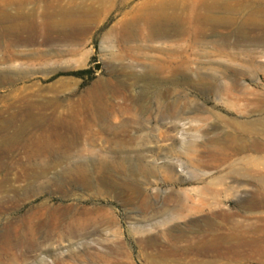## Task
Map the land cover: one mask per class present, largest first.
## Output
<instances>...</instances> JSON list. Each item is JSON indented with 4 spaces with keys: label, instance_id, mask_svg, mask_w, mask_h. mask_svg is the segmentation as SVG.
<instances>
[{
    "label": "rangeland",
    "instance_id": "374dc122",
    "mask_svg": "<svg viewBox=\"0 0 264 264\" xmlns=\"http://www.w3.org/2000/svg\"><path fill=\"white\" fill-rule=\"evenodd\" d=\"M164 1L0 0V264H264V47L249 28L264 17H249L255 0H218L233 15L200 0L153 11ZM149 3L184 34L139 39L133 52L105 42ZM88 9L97 22L82 43L52 31ZM244 20L250 43L232 33ZM150 62L152 82L140 76ZM131 119L128 155L143 170L124 193L99 163L113 155L107 131L122 135ZM245 157L251 179L233 172Z\"/></svg>",
    "mask_w": 264,
    "mask_h": 264
},
{
    "label": "bare ground",
    "instance_id": "6f19581e",
    "mask_svg": "<svg viewBox=\"0 0 264 264\" xmlns=\"http://www.w3.org/2000/svg\"><path fill=\"white\" fill-rule=\"evenodd\" d=\"M210 1V2H209ZM227 1V0H226ZM255 8L254 10L250 11V14L252 12V14H259L262 17H264V0H255ZM102 2V1H101ZM221 2V1H220ZM228 2V1H227ZM146 3V2H145ZM198 3V2H197ZM218 0H200L199 1V5L200 7H202L203 11L206 12H214V11H224L226 14L229 15H233L236 14L238 11H236V9H233L230 5H225V7H217ZM236 3V2H235ZM183 1L180 0H174L172 1H164L162 3H160L158 5V7H155L153 9V11H156L157 13H160L162 15L168 14V11H182L183 9ZM125 4L121 3L120 5H114V8H121L123 7ZM219 5V4H218ZM148 10L146 12H143V15H141V18L139 19L134 13H130L127 15H124L121 19H119L118 21H116L111 28H109L103 35L105 42L107 44H112L113 46H116L119 50L123 49V48H128L130 51H132L133 49H135L136 47L133 46L136 42H139V39H152V37L154 36H162V37H179L182 36L184 33V31H182V29L179 27V25L177 24V22H175V18L174 16H170V15H166V19L160 18V17H154L152 16V3H149L148 5ZM194 6V5H193ZM223 6V5H222ZM249 6V2L247 3L246 1L243 2V7L244 8H248ZM77 10V9H76ZM246 11V10H245ZM240 12V11H239ZM94 11L91 10H87V11H81L80 13H78V17H80V20H75L74 22L71 23V25L69 26V29L66 27H63L61 25L63 24H58V25H54L52 26V31H56L57 28H59L60 33H62L64 38H67L69 43L72 44H80L83 42V38L84 35H86L89 30H91V28L96 27V22L97 19L91 17L90 14H93ZM217 13V12H216ZM220 13V12H219ZM239 14V13H238ZM205 15V14H204ZM211 15V14H210ZM247 15V13H246ZM225 16V15H224ZM257 16V15H256ZM202 17V15H201ZM215 16H209L206 17V19H204L205 22L207 23H211L213 26H225V27H229L232 28L233 26H235L236 24V19L232 16L230 17H224V18H214ZM255 17V15H253V18ZM252 18V17H251ZM250 18V19H251ZM252 18V19H253ZM238 19V18H237ZM240 20V19H239ZM238 21V20H237ZM241 21V20H240ZM143 23V25L145 26V29L147 30V37H141L139 35V29H140V24ZM50 28V29H51ZM253 30H259L261 33L260 35H258L259 37L254 38L252 41H255L254 43L256 45L262 46L264 47V21L261 23H252V25L249 27ZM95 29V28H94ZM248 31V27L246 25V22L244 20L243 23H241L239 26L236 27V29H234L232 31V33H235L238 37H240L241 39H243L242 41L245 43H250L249 41L246 40V32ZM190 33V32H189ZM186 34H188V32H186ZM197 35L199 37L194 38V42L195 41H199L202 40V33L199 31L197 33ZM189 38L191 39V35H189ZM112 39L116 40V41H111ZM193 39V38H192ZM245 39V40H244ZM66 40V39H65ZM184 41V40H183ZM222 41H228V39L224 38L222 39ZM200 45V44H199ZM203 45V44H202ZM112 46V47H113ZM138 46V45H137ZM224 46V45H223ZM109 48V47H108ZM143 49V48H140ZM126 50V49H125ZM136 50V49H135ZM172 51V49H170ZM141 51V50H138ZM133 52V51H132ZM131 54V53H130ZM139 54V53H138ZM218 54V53H217ZM233 54V53H232ZM120 54L119 56H115L114 57V62H119L121 58ZM229 56V59L235 55H231L230 53L226 54ZM249 55H246V57H248ZM233 57V59H234ZM131 59H133V62H137L139 61V58L137 59V56H131ZM232 59V58H231ZM111 60V61H113ZM138 60V61H137ZM4 61V60H3ZM144 61V60H143ZM185 63V62H184ZM119 66V65H118ZM125 66V65H124ZM143 70L141 73V78L147 80L148 82H152V62L150 63H144L143 64ZM126 67V66H125ZM124 67V68H125ZM131 67V66H130ZM114 68V67H113ZM123 68V69H124ZM129 68V67H128ZM122 69V68H121ZM122 69V70H123ZM238 69V68H237ZM235 73H236V70ZM117 70V69H116ZM232 70V69H231ZM230 71V70H229ZM233 71V70H232ZM238 71V70H237ZM246 71V70H245ZM116 71L114 69H112V74H115ZM125 73V72H124ZM234 73V72H232ZM239 73V71H238ZM138 75V74H137ZM135 79V78H134ZM126 86V85H125ZM130 88H132V86H129ZM216 87L218 90H221L222 87L218 84H216ZM225 88H223L224 90ZM226 90V89H225ZM133 95V94H132ZM132 125H136V122L134 120H128L126 121V123L123 125V129H119L123 130L122 135L117 134L120 132H116V130L114 131L112 128L110 130H108V133H113L112 138L108 139V141H106V143L108 144V148H109V152L112 153L113 155L110 156L111 158H108V161H102L101 163H99V166L101 167L102 170H104L108 175L110 174H115V178L117 180V182H120V188L123 190L124 193H127L128 191H131L137 184L136 181V174L141 172V167H140V163L138 161H140L139 156L137 155V158L135 157H130L128 155V147L131 145V143L133 141H135V137L130 135V132H128L126 129L129 126ZM243 128V126H241ZM241 129V128H240ZM246 129V128H245ZM244 129V131H245ZM126 130V131H125ZM239 133L241 131H238ZM245 133V132H244ZM242 134V133H241ZM240 134V135H241ZM234 136V135H232ZM242 136V135H241ZM245 136V135H244ZM146 137V136H145ZM236 137V136H235ZM234 137V138H235ZM240 137V136H239ZM150 138V137H149ZM237 138V137H236ZM242 138V137H240ZM262 138V137H261ZM260 138V139H261ZM135 139V140H134ZM231 139V138H230ZM263 139V138H262ZM141 140V137H140ZM233 140V139H231ZM238 140V139H237ZM235 141V140H234ZM259 141V140H258ZM145 142V141H144ZM242 142V141H240ZM245 142V140H244ZM254 142V141H253ZM229 143V142H228ZM243 143V142H242ZM256 142H254L255 144ZM134 144V142L132 143ZM235 144H238V141H235ZM252 144V145H254ZM145 145V144H144ZM231 145V144H230ZM249 145V144H248ZM258 145V144H257ZM256 146V145H254ZM232 147V146H231ZM238 147V146H237ZM253 147V146H252ZM261 147V146H260ZM107 148V146H106ZM132 148V147H131ZM137 148V147H136ZM236 147H234L233 149H235ZM244 148V147H243ZM242 148V150H243ZM247 148V146H246ZM255 148V147H253ZM252 148V149H253ZM264 148V147H263ZM134 149V147H133ZM237 149V148H236ZM235 149V150H236ZM241 149V148H240ZM128 150V151H127ZM239 150V149H238ZM256 150H260V149H256ZM263 150V149H262ZM134 151V150H133ZM255 151V150H254ZM264 151V150H263ZM241 152V151H240ZM261 152V151H260ZM228 153V152H227ZM230 153V152H229ZM234 153V152H233ZM231 154V153H230ZM107 156H109L107 154ZM241 158V157H240ZM256 159V158H255ZM258 159V158H257ZM142 160V159H141ZM238 160V159H237ZM236 160V161H237ZM240 160V159H239ZM249 158L245 157L243 159H241L238 163L239 166H241V168L235 169L233 170L235 176H238L240 179H251L250 173L247 170H241L242 167H244L245 164H247L249 162ZM251 161V160H250ZM252 162V161H251ZM264 162V161H263ZM236 163V162H235ZM258 163V162H257ZM142 164V163H141ZM254 164V162H253ZM256 164V163H255ZM259 164V163H258ZM250 165V164H249ZM143 168L145 169V167L143 166ZM147 172V171H146ZM117 175V177H116ZM142 175V174H141ZM254 175V174H253ZM264 176V175H263ZM143 177V176H142ZM136 178V179H135ZM260 178V177H259ZM139 179V178H138ZM256 179V178H255ZM140 180V179H139ZM259 181L262 179H258ZM113 181V180H112ZM264 182V181H263ZM139 183V181H138ZM264 187V186H263ZM259 188H261L259 186ZM263 189V188H262ZM189 200V199H188ZM206 201V200H205ZM200 209V208H199ZM244 231V229H242ZM216 234V233H214ZM226 237V236H225ZM214 238V237H213ZM231 238V237H230ZM234 240V239H233ZM263 240V239H262ZM216 244L214 245V247H218L220 246V240L216 239ZM223 241V240H222ZM257 241V240H256ZM264 241V240H263ZM203 242V241H202ZM207 242V241H206ZM214 242V241H213ZM219 242V243H218ZM259 242V241H258ZM229 243V242H227ZM251 243H253V240L251 241ZM209 244V243H208ZM233 245H240L241 242H233ZM258 244V243H257ZM262 244V242H261ZM207 245V244H206ZM222 245V244H221ZM224 245V244H223ZM230 245V243H229ZM244 245V244H243ZM247 245V244H246ZM253 245V244H252ZM260 245V244H259ZM228 246V245H227ZM262 246V245H261ZM251 247V246H250ZM232 247L230 246V249ZM237 248V246H236ZM245 248V247H244ZM259 247H257L258 249ZM256 248H254L255 250ZM262 249H264L262 247ZM260 249V251L262 250ZM233 250V248L231 249ZM251 250V248H250ZM215 251V250H214ZM234 251V250H233ZM256 251V250H255ZM254 251V252H255ZM263 251V250H262ZM261 251V252H262ZM257 252V251H256ZM259 252V250H258ZM215 253V252H214ZM262 254V253H261ZM211 255V254H210ZM96 259L98 257H93L92 259ZM100 259V258H99Z\"/></svg>",
    "mask_w": 264,
    "mask_h": 264
}]
</instances>
